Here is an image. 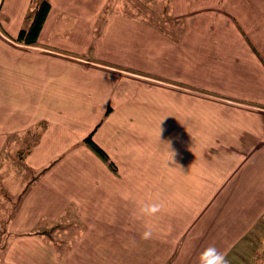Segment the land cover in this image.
I'll return each mask as SVG.
<instances>
[{"label":"crops","instance_id":"obj_1","mask_svg":"<svg viewBox=\"0 0 264 264\" xmlns=\"http://www.w3.org/2000/svg\"><path fill=\"white\" fill-rule=\"evenodd\" d=\"M48 1L0 0V264H264V0Z\"/></svg>","mask_w":264,"mask_h":264},{"label":"trees","instance_id":"obj_2","mask_svg":"<svg viewBox=\"0 0 264 264\" xmlns=\"http://www.w3.org/2000/svg\"><path fill=\"white\" fill-rule=\"evenodd\" d=\"M50 3L48 0H31V8L25 17V25L17 35V42L32 46L37 43L39 32L43 23L49 13ZM109 113L107 110L105 116ZM93 132L89 133L84 139L83 143L99 157L109 168L116 170L114 163L110 160L107 153L99 146L92 138Z\"/></svg>","mask_w":264,"mask_h":264},{"label":"clouds","instance_id":"obj_3","mask_svg":"<svg viewBox=\"0 0 264 264\" xmlns=\"http://www.w3.org/2000/svg\"><path fill=\"white\" fill-rule=\"evenodd\" d=\"M163 205L156 202H138L133 218L141 220L143 218L155 217L161 212ZM154 230L150 224H145V230L141 233L142 240L153 238ZM198 264H228L226 253L219 251L214 245L206 247L198 257Z\"/></svg>","mask_w":264,"mask_h":264},{"label":"rangeland","instance_id":"obj_4","mask_svg":"<svg viewBox=\"0 0 264 264\" xmlns=\"http://www.w3.org/2000/svg\"><path fill=\"white\" fill-rule=\"evenodd\" d=\"M0 238H1V237H0ZM2 242H3V240L1 239V240H0V244H1Z\"/></svg>","mask_w":264,"mask_h":264}]
</instances>
